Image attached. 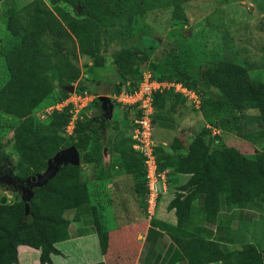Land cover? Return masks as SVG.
<instances>
[{
    "label": "trees",
    "instance_id": "trees-1",
    "mask_svg": "<svg viewBox=\"0 0 264 264\" xmlns=\"http://www.w3.org/2000/svg\"><path fill=\"white\" fill-rule=\"evenodd\" d=\"M140 1L30 0L21 7H10L5 14V28L11 40L16 39L23 45L25 59L23 58L21 64L9 74L6 80L20 87L21 90L3 106L2 110L16 117L29 114L51 92L52 76L58 79L61 89L68 86L77 78L79 68L72 62L71 53L65 48L67 31L82 42L90 34L86 24L83 23L86 19L94 20L100 27L107 28L111 23L110 8L112 6L121 9L127 4H133L138 11H141ZM150 1L158 2L159 0ZM185 1L188 0H175L176 5L172 10L174 17L183 18L179 4ZM64 4L76 9L79 6L77 15L81 17V20L71 16L63 8ZM45 35L52 38L48 55L52 59L53 72L47 74L39 65L42 39ZM111 57L120 80L128 76L132 77L131 75L137 71L138 65L144 58L136 48L118 49L112 53ZM140 75L141 72L137 73L132 84L121 89L133 90ZM152 76L158 80L178 82L185 88L194 90L199 97L198 108L203 117L208 118L220 112L227 113L230 115V124L228 120H225L224 124H221L224 129H233L238 137L251 143L264 142V82L249 81L242 66L217 61L214 66L202 71L200 79L184 73H179L176 78L156 77L154 73ZM201 80L218 88L222 96L200 94L196 85ZM75 89L88 90L86 85ZM172 97L171 104L166 106L167 101ZM174 99L177 100L174 101ZM184 100L185 98L179 92H173L171 88L153 92L154 111L150 119L151 125L155 126L162 122L160 126L176 130L177 126L173 120L159 111L166 107L172 110L175 102L183 103ZM90 105L94 106V113L87 118L76 120L71 135L73 141L67 144V146L74 145L78 150L79 163L77 165L61 164L44 182L32 187L28 201L0 203V264H12L15 261V249L19 244L37 248L39 262H47L49 255L57 252L54 243L67 237L66 226L69 221L63 216L64 211L74 208L76 214L91 213L92 208L88 205L85 185L79 180L80 164H97L101 160V140L105 129L108 128L109 119L105 111L99 109L102 103L96 97L92 99ZM246 109L258 111L260 121L254 128L244 129L240 124L241 112ZM80 113L84 114V111ZM68 117L67 106L61 110H52L49 114L46 122L49 131L38 132L30 124L23 131L14 132L15 146L19 153L17 171L20 180L25 176L41 174L46 168L47 159L65 147L63 136L57 129L62 128ZM208 133L207 128L201 127L193 132L185 143L180 136L174 135L167 150L157 144L153 146L157 170L166 169L171 176H175L173 196L167 206L174 210L178 218H182L187 213L191 200L197 195L201 196L206 208L212 210L221 179L228 180L226 198L230 205H238L264 193V150L259 151L254 158H249L232 146L211 148ZM116 137L117 135H114L109 140L112 150L117 152L125 163V170L130 173L136 191L145 197L143 156L131 148L132 140L129 135L120 133L119 138L116 139ZM142 208H144V198ZM94 224L99 247L104 251L107 231L97 221H94ZM161 227L170 232L176 230L171 226ZM181 234L188 236L185 232ZM171 237L185 255L199 249H206L210 260L230 257L238 264H262L259 254L250 245H245L237 251L220 252L216 243L191 236L190 238H193L191 242L196 245L187 251L173 234Z\"/></svg>",
    "mask_w": 264,
    "mask_h": 264
},
{
    "label": "rangeland",
    "instance_id": "rangeland-1",
    "mask_svg": "<svg viewBox=\"0 0 264 264\" xmlns=\"http://www.w3.org/2000/svg\"><path fill=\"white\" fill-rule=\"evenodd\" d=\"M14 1L18 6H23L29 0ZM175 5V0H141V11L133 4L121 9L112 6L111 23L107 28L100 27L91 19L83 22L90 34L82 42L67 31L65 48L79 68L77 78L61 89L58 79L52 76L51 92L22 117L2 110L21 90L6 80L25 59V55L23 45L16 39L11 40L4 18L0 19V192L3 188L9 189L5 190L6 196L2 195L1 198L3 201L8 199L9 203L5 204L15 200L28 201L37 181L36 178L31 180L29 176L21 180L18 177L19 153L14 132L23 131L30 124L38 132L49 131L46 122L52 108L72 93L81 92L75 89L79 86L86 85L87 93L97 99L98 96H104L108 100V104L99 107L109 119L101 140V160L97 164H80L79 180L85 185L93 220L111 227L126 223L134 215H147L141 208L144 195L136 191L130 173L125 170V163L112 150L109 142L114 135L118 139L120 133L130 134L128 122L133 118V110L116 102L114 95L119 89L130 86L136 74L143 71L154 73L156 77L176 78L179 73H184L200 79L202 71L214 66L217 61L238 64L244 68L249 81L264 82V0H188L179 4L183 18L173 16ZM10 7H13L10 0L1 3L4 15ZM63 8L81 20L77 15L79 10L75 7L64 4ZM51 39L48 35L43 37L39 59V65L46 74L53 72L52 59L48 55ZM121 48H136L144 56L132 77L123 80L118 78L111 57L113 52ZM196 87L203 96H222L218 88L203 80L198 81ZM172 99L169 98L166 106L171 104ZM90 104L87 108L94 110ZM198 104L199 97L193 99L188 96L183 103L175 102L174 109L166 107L160 110V113L173 120L177 128L171 133L168 129L160 130L154 124L151 125L154 143L167 150L174 135L180 136L185 143L193 132L205 127L209 130L207 136L211 148L232 146L249 158L257 155V150L246 146L249 141L238 137L233 129L221 126L225 120L230 124L229 114L220 112L206 118L202 116ZM241 114L240 124L244 129L254 128L260 121L256 109H246ZM87 117L83 114L82 119ZM57 131L63 136L65 147L73 141V130L70 134L62 128ZM160 131L163 132L159 134ZM166 175L167 185H171L172 177L168 171ZM172 191L168 187L166 195L171 196ZM166 195L161 197L158 206H161ZM73 209L64 211L65 215L73 212Z\"/></svg>",
    "mask_w": 264,
    "mask_h": 264
},
{
    "label": "crops",
    "instance_id": "crops-1",
    "mask_svg": "<svg viewBox=\"0 0 264 264\" xmlns=\"http://www.w3.org/2000/svg\"><path fill=\"white\" fill-rule=\"evenodd\" d=\"M6 1L0 0V19L4 20L1 3ZM10 2L17 8L22 6H18L14 0ZM162 124L157 123L155 127L160 130L168 129L160 126ZM161 132L163 131L159 134ZM247 143L246 146L254 151L264 150L263 141ZM171 177V185L166 182V189L169 187L173 190L175 176ZM221 180L212 210H208L201 196L197 195L191 200L187 213L182 218L176 217L174 210L167 206L173 190L171 196L166 195V191L159 196L158 204L161 197L166 195L151 217L134 215L126 223L111 227L99 223L107 231L104 251L99 247L93 217L89 213L76 214L73 209L68 215L63 214L69 221L66 226L67 237L54 243L57 252L51 253L47 262H39L37 248L19 244L16 246V259L12 264H238L230 257L210 260L206 249L185 255L171 237L172 234L187 251L196 245L191 242V236L216 243L220 252L237 251L250 245L264 264V193L238 205H230L226 198L228 180ZM5 190L9 189L3 188L0 192V203L4 204L9 203L8 199L1 200L2 195L6 194ZM161 226H171L176 230L170 232Z\"/></svg>",
    "mask_w": 264,
    "mask_h": 264
},
{
    "label": "built area",
    "instance_id": "built-area-1",
    "mask_svg": "<svg viewBox=\"0 0 264 264\" xmlns=\"http://www.w3.org/2000/svg\"><path fill=\"white\" fill-rule=\"evenodd\" d=\"M171 88L173 92H179L184 98L191 97L198 99V95L194 90H189L178 82L158 80L152 76L149 71L141 72L140 79L137 81L133 90L121 89L114 95L117 103L129 107L133 110V118L128 122L129 136L132 140L131 148L143 156V165L145 167V186L146 193L144 197V212L149 216H153L158 206L159 196L166 191V169L157 170L155 155L153 153L154 141L151 132V115L154 111L152 105V93L162 89ZM192 95V96H190ZM92 96L86 90L72 93L71 96L65 97L55 104L52 110H61L68 106L69 117L67 122L62 126L66 133H71L76 120L82 119L80 109L84 111L88 117L92 115L93 109L87 108L92 102ZM79 104V106H76ZM162 189L160 190V187Z\"/></svg>",
    "mask_w": 264,
    "mask_h": 264
},
{
    "label": "water",
    "instance_id": "water-1",
    "mask_svg": "<svg viewBox=\"0 0 264 264\" xmlns=\"http://www.w3.org/2000/svg\"><path fill=\"white\" fill-rule=\"evenodd\" d=\"M77 10H79V6H77ZM98 100L101 101L102 105H105V102L108 101L104 96H98ZM66 163L74 165L79 163L78 150L74 145H69L56 151L51 158L47 159L45 170L36 177L32 176L31 180L36 178L37 181L34 185H39L54 173L61 164ZM113 185L115 186L116 183L114 182Z\"/></svg>",
    "mask_w": 264,
    "mask_h": 264
}]
</instances>
